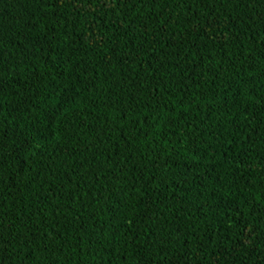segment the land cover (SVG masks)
<instances>
[{
  "label": "trees",
  "instance_id": "16d2710c",
  "mask_svg": "<svg viewBox=\"0 0 264 264\" xmlns=\"http://www.w3.org/2000/svg\"><path fill=\"white\" fill-rule=\"evenodd\" d=\"M0 264H264V0H0Z\"/></svg>",
  "mask_w": 264,
  "mask_h": 264
}]
</instances>
